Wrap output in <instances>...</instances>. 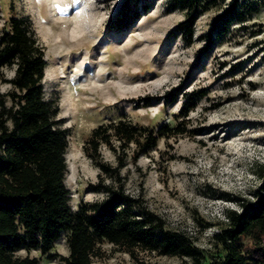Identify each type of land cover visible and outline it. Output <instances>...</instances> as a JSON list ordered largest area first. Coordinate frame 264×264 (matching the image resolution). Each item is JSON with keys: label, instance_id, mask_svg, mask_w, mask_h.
<instances>
[{"label": "rangeland", "instance_id": "rangeland-1", "mask_svg": "<svg viewBox=\"0 0 264 264\" xmlns=\"http://www.w3.org/2000/svg\"><path fill=\"white\" fill-rule=\"evenodd\" d=\"M126 2L138 17L126 27L113 25ZM227 2L205 3L189 41L175 30L185 11L171 0H0V32L10 18L27 17L44 48L43 95L55 101L67 131L65 184L72 209L102 199L98 186L121 183L138 200L132 214L151 226L147 216L154 213L164 228L186 234L199 250L214 254L213 232L226 209H239L230 198L255 200L264 185V0H244L245 19L218 22L215 30L225 29L218 35L215 18ZM212 31L210 45L202 50L205 34ZM3 72L13 76L12 67ZM11 88L0 83L4 93ZM175 88L180 93L171 103L143 102L144 96ZM195 89L206 95L188 117L177 118L184 94ZM123 116L155 129L185 122L187 131L160 138L136 160L131 151L117 153L107 145L100 146L96 160L91 158L85 149L91 131ZM118 155L124 164L117 172L100 169L99 162L118 166ZM53 252L69 253L65 234ZM28 254L39 264H61L59 257L49 259L39 250ZM93 264L198 263L188 256L104 243Z\"/></svg>", "mask_w": 264, "mask_h": 264}, {"label": "trees", "instance_id": "trees-1", "mask_svg": "<svg viewBox=\"0 0 264 264\" xmlns=\"http://www.w3.org/2000/svg\"><path fill=\"white\" fill-rule=\"evenodd\" d=\"M215 1L171 0L172 6L185 11L175 30L190 41L198 14L205 3ZM128 5L126 2L121 14L111 21L113 25L126 27L138 17L139 12H131ZM243 5L244 0H228L215 18L214 30L219 29L218 22L226 25L225 20L232 16L245 19ZM213 31L205 34L207 43L202 50L210 45ZM45 66L44 48L31 21L23 16L10 18L0 32V83L12 87L6 93L0 91V264H39L37 257L28 254L31 250H39L49 259L59 257L61 264H93L104 243L188 256L198 264H264V185L255 191L254 201L230 198L239 209H226L225 220L213 232L214 254L199 250L186 234L164 228L154 213L147 216L151 226L132 214L138 200L121 183L98 186L97 190L104 192L102 199L72 209L65 184L67 131L57 118L55 101L43 95ZM5 67L13 68L12 77H5ZM179 93L175 88L142 99L146 105L152 101L171 103ZM205 95L202 89L185 93L177 118L188 117ZM184 123H166L155 129L123 116L93 129L85 149L95 160L101 145L117 153L129 150L136 160L155 148L160 138L184 134ZM123 161L118 155V166L99 162V167L107 173L117 172ZM155 230L160 231L157 237ZM62 234L69 248L66 256L53 252ZM21 250L26 254L21 255Z\"/></svg>", "mask_w": 264, "mask_h": 264}, {"label": "snow or ice", "instance_id": "snow-or-ice-1", "mask_svg": "<svg viewBox=\"0 0 264 264\" xmlns=\"http://www.w3.org/2000/svg\"><path fill=\"white\" fill-rule=\"evenodd\" d=\"M37 2L39 3V0H37ZM76 3H79L80 0H75ZM53 3H55V0H53ZM55 7L59 10L60 9V5L59 4H55Z\"/></svg>", "mask_w": 264, "mask_h": 264}, {"label": "bare ground", "instance_id": "bare-ground-1", "mask_svg": "<svg viewBox=\"0 0 264 264\" xmlns=\"http://www.w3.org/2000/svg\"><path fill=\"white\" fill-rule=\"evenodd\" d=\"M58 1H59V0H58ZM65 1H66V0H65ZM60 2H61V1H60ZM31 6H32V4H30L29 7H31ZM51 6H52V5H51ZM60 8H61V7H60ZM28 9H29V8H28ZM61 9H62V8H61ZM61 9H60V10H61ZM51 11H52V10H51ZM51 11H50V12H51ZM76 33H77V32H76ZM75 35H76V34H75ZM70 36H71V35H70ZM72 37H73V36H72Z\"/></svg>", "mask_w": 264, "mask_h": 264}, {"label": "clouds", "instance_id": "clouds-1", "mask_svg": "<svg viewBox=\"0 0 264 264\" xmlns=\"http://www.w3.org/2000/svg\"><path fill=\"white\" fill-rule=\"evenodd\" d=\"M85 7H87V4H85Z\"/></svg>", "mask_w": 264, "mask_h": 264}]
</instances>
